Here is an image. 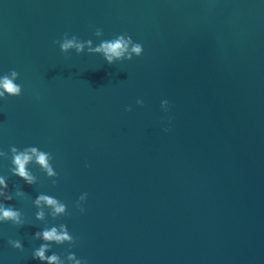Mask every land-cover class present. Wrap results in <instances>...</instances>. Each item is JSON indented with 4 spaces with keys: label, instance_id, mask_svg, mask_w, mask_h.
<instances>
[{
    "label": "water",
    "instance_id": "1",
    "mask_svg": "<svg viewBox=\"0 0 264 264\" xmlns=\"http://www.w3.org/2000/svg\"><path fill=\"white\" fill-rule=\"evenodd\" d=\"M124 34L139 57L87 51ZM12 70L0 207L19 223L0 219V264H49L42 244L58 264H264V0H0ZM26 149L31 183L11 171Z\"/></svg>",
    "mask_w": 264,
    "mask_h": 264
},
{
    "label": "clouds",
    "instance_id": "2",
    "mask_svg": "<svg viewBox=\"0 0 264 264\" xmlns=\"http://www.w3.org/2000/svg\"><path fill=\"white\" fill-rule=\"evenodd\" d=\"M95 35L96 36L102 35V31L100 29H97L95 31ZM78 41L79 40L76 36H72L71 39H68L67 34H65L62 42L56 41V43H59L60 50L64 53H67L68 49L70 48H75L76 53L80 54L81 52L84 51L85 44ZM87 43L91 44V40L87 41ZM129 44H132L131 52L136 53L137 57H139L142 51V45L139 43H133L132 38L130 36H127L126 34L119 35L112 40H104L95 48L89 47L87 51L89 53H102L104 60L109 65H111L116 60H119L122 57L128 60L132 59L130 54L127 57H125V53L128 52ZM18 75L19 73L17 71L12 70L9 74L0 77V89H2V91H0V98H5L6 94L7 96L21 95L22 92L21 86L14 82L18 77ZM137 103L142 104L143 102L138 100ZM127 110L131 111V108H128ZM11 151L13 153H16L17 152L16 147L14 146L11 147ZM28 151L29 149H26L24 152L15 155L14 163L18 167L11 169V171L17 174L20 178L31 183L29 174L26 172L25 169L26 163L32 158L27 154ZM30 151L33 154H37L36 148H31ZM3 154H4L3 152H0V155ZM37 160L40 164L46 165V156L43 152L37 154ZM0 184H4V180L2 178H0ZM5 187H7V185H5ZM0 195H3V193H0ZM6 199H11V197H6ZM39 200H45L49 205H54L56 213H61L64 211L63 205H58L56 200L51 199L48 196H40ZM39 200H37V203H39ZM0 219H4V220L12 219L16 221V223H19L18 213L16 211H13L10 207H0ZM39 235L40 233H37V236ZM43 238L46 241H55L58 243L66 239H70V237L66 233L58 234L56 228H52L51 230H44ZM9 243L13 244L14 247L16 248H20V244L18 241H13L10 239ZM48 247H49L48 244L40 245L39 249L34 251L33 258L38 259L40 261L48 260L49 264H58L59 258L56 254H53L50 257H45L44 253ZM69 258L71 259L72 257L70 256ZM77 264H79V262H77Z\"/></svg>",
    "mask_w": 264,
    "mask_h": 264
}]
</instances>
